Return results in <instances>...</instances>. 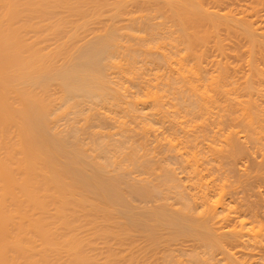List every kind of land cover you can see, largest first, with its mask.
<instances>
[{
	"label": "bare ground",
	"instance_id": "1",
	"mask_svg": "<svg viewBox=\"0 0 264 264\" xmlns=\"http://www.w3.org/2000/svg\"><path fill=\"white\" fill-rule=\"evenodd\" d=\"M263 195L264 0H0V264H264Z\"/></svg>",
	"mask_w": 264,
	"mask_h": 264
},
{
	"label": "rangeland",
	"instance_id": "2",
	"mask_svg": "<svg viewBox=\"0 0 264 264\" xmlns=\"http://www.w3.org/2000/svg\"><path fill=\"white\" fill-rule=\"evenodd\" d=\"M249 162H250V160H249ZM249 162H248V163H249ZM251 162L253 163V161H251ZM249 164H251V163H249ZM249 164H248V165H249ZM248 165H247V166H248ZM252 165H253V164H252ZM252 165H249V166H252ZM249 168H250V167H249ZM249 168H247V169L250 171L252 167H251L250 169H249ZM237 175H239V174H237ZM263 196H264V195H263Z\"/></svg>",
	"mask_w": 264,
	"mask_h": 264
}]
</instances>
